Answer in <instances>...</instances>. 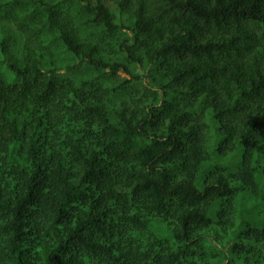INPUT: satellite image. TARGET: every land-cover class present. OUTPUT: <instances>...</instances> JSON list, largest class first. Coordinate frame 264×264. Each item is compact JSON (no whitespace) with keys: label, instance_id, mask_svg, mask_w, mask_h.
I'll return each mask as SVG.
<instances>
[{"label":"trees","instance_id":"1","mask_svg":"<svg viewBox=\"0 0 264 264\" xmlns=\"http://www.w3.org/2000/svg\"><path fill=\"white\" fill-rule=\"evenodd\" d=\"M105 1L34 0L21 55L1 41L0 264H201L226 235L264 264V0H113L128 22ZM149 73L160 99L136 97Z\"/></svg>","mask_w":264,"mask_h":264},{"label":"rangeland","instance_id":"2","mask_svg":"<svg viewBox=\"0 0 264 264\" xmlns=\"http://www.w3.org/2000/svg\"><path fill=\"white\" fill-rule=\"evenodd\" d=\"M43 1L56 2L58 0ZM33 2L34 0H0V80L4 84L12 85L19 81V79L11 72L5 62V55L2 54L1 51V41H6L9 54H13L18 57L21 55L24 42L23 35L16 28V25L12 20V16L17 13L23 14L24 12H29L30 10L35 9ZM105 2L111 8L117 22H119L120 19L124 20L125 22H128V20H132L131 13L120 12L118 6L113 0H106ZM69 7V13H71L76 18V22L83 35L86 38L89 37L93 40L97 39L98 35L101 34L100 28L96 27L94 24L88 23V17L83 9V3L72 1ZM128 34L130 35L129 32ZM114 45L116 46V44ZM60 48L62 47H59V49ZM61 50L65 49L62 48ZM56 56L58 57V59H60L59 63L61 65V68L58 72L59 74L65 75L66 77L76 81L93 76V70L90 67H87L85 63L80 64L78 61H75L73 58H71L68 54L62 53V51ZM113 57L118 59L122 56L119 54H115L113 55ZM132 69L136 74L144 73L138 65H132ZM126 78H128L127 75H125L124 73H119V81H115L116 79H114L110 82L112 84H118ZM135 83H137V91L135 93H139V95H137L136 97H141V94L144 91L141 84L149 86L151 90L155 91L156 94H158V99L163 97L162 90L159 88V85L157 84L158 82L156 83L155 81V73H152V76L149 73L147 74L146 79H144L143 81H136ZM148 93L149 91H147L145 94L147 95ZM147 98L151 99L149 97ZM219 233L220 231L218 232V234ZM232 244L233 240L228 235L223 237H211L208 240L207 244H204L200 250L196 249L193 253H198L196 254L195 258L197 260L201 259V264H241L242 260L239 259L240 256L236 257L234 255L228 254V250Z\"/></svg>","mask_w":264,"mask_h":264}]
</instances>
